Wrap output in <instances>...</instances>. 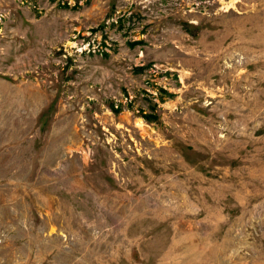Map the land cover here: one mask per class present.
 Masks as SVG:
<instances>
[{
  "label": "rangeland",
  "instance_id": "rangeland-1",
  "mask_svg": "<svg viewBox=\"0 0 264 264\" xmlns=\"http://www.w3.org/2000/svg\"><path fill=\"white\" fill-rule=\"evenodd\" d=\"M0 264H264V0H0Z\"/></svg>",
  "mask_w": 264,
  "mask_h": 264
}]
</instances>
